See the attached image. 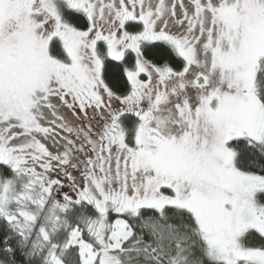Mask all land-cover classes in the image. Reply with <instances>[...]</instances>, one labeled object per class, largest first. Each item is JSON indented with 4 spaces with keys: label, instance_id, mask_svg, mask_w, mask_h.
<instances>
[{
    "label": "snow or ice",
    "instance_id": "6c2138e0",
    "mask_svg": "<svg viewBox=\"0 0 264 264\" xmlns=\"http://www.w3.org/2000/svg\"><path fill=\"white\" fill-rule=\"evenodd\" d=\"M0 264H264V0H0Z\"/></svg>",
    "mask_w": 264,
    "mask_h": 264
}]
</instances>
